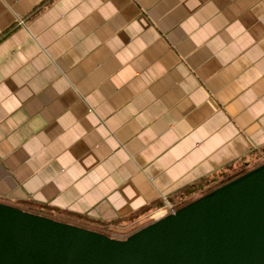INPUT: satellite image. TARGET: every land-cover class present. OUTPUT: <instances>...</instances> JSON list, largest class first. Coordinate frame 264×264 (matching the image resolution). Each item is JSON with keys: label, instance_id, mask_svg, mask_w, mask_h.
<instances>
[{"label": "crops", "instance_id": "crops-1", "mask_svg": "<svg viewBox=\"0 0 264 264\" xmlns=\"http://www.w3.org/2000/svg\"><path fill=\"white\" fill-rule=\"evenodd\" d=\"M263 151L264 0H0V202L132 233Z\"/></svg>", "mask_w": 264, "mask_h": 264}, {"label": "water", "instance_id": "water-1", "mask_svg": "<svg viewBox=\"0 0 264 264\" xmlns=\"http://www.w3.org/2000/svg\"><path fill=\"white\" fill-rule=\"evenodd\" d=\"M0 264H264V163L124 239L0 202Z\"/></svg>", "mask_w": 264, "mask_h": 264}, {"label": "trees", "instance_id": "trees-1", "mask_svg": "<svg viewBox=\"0 0 264 264\" xmlns=\"http://www.w3.org/2000/svg\"><path fill=\"white\" fill-rule=\"evenodd\" d=\"M257 156L259 159H262V161L260 163L256 162L255 165H253L252 167L247 166L249 163L248 164L247 163H245V164L240 163L236 166H230L229 168H227L221 172H218V173L213 174L211 176H208L206 178H202V179L198 180L197 182L183 188L182 190L177 192L173 197H170V201L173 203H181L183 201L182 203L184 205L185 202L188 200V198L190 196H193L194 194L195 195L198 194L197 197H201V196L211 192L212 190H214L218 186L223 185V184L231 181L232 179L246 173L247 171L263 164L264 163V159H263L264 158V151L261 152L260 154H258ZM257 156H256V159H257ZM197 197H195V198H197ZM151 209L152 208H150V207L144 208L140 212H138L136 214V216H133L130 219L131 220L137 219L140 216L148 213ZM25 210L33 212V213H37V214L41 213L45 216L54 218L51 214L43 213L41 210L38 211V210H35L34 208H30V209L25 208ZM58 215L60 216V214H58ZM54 219H56V218H54ZM57 220H59V219H57ZM60 221H62V220H60ZM128 223H129V220L127 219V220H123L121 222H118L116 224H119L120 226H122V225H126ZM80 226L85 227L84 225H80ZM85 228H88V227H85ZM94 230L102 232V227L94 229Z\"/></svg>", "mask_w": 264, "mask_h": 264}, {"label": "built area", "instance_id": "built-area-1", "mask_svg": "<svg viewBox=\"0 0 264 264\" xmlns=\"http://www.w3.org/2000/svg\"><path fill=\"white\" fill-rule=\"evenodd\" d=\"M19 23L20 24H24V20H20ZM182 202L181 203H173V202H171L169 200H166L165 201V204L163 206H161L157 210L158 213H157V216H156L155 219L161 218V217L166 216V215H168L170 213H175L178 208H180L181 206H183V203ZM39 214H41V213H39ZM109 228H112V229H102V230L107 235H109L111 237H114V238L124 239V238L127 237V232H124V231H121V230H117L113 226H109Z\"/></svg>", "mask_w": 264, "mask_h": 264}, {"label": "rangeland", "instance_id": "rangeland-1", "mask_svg": "<svg viewBox=\"0 0 264 264\" xmlns=\"http://www.w3.org/2000/svg\"><path fill=\"white\" fill-rule=\"evenodd\" d=\"M263 159H264V158H263ZM261 161H262V159H259V158L256 160V162H259V163H260ZM256 162H255V163H256ZM197 195H198V194H196V195L194 194L193 196H190V197L188 198V200L185 202V204H187V203H189V202L195 200V199H196L195 197H197ZM197 198H199V197H197ZM185 204H184V205H185ZM53 217L56 218V219H59V220L70 221L69 223H71V224H75V225H77V223H78V221L66 220V219L62 218V216H61V217H60V216H59V217H57V216H53ZM150 222H151V221H150ZM150 222H149V223H150ZM149 223H148V224H149ZM78 225H79V224H78ZM79 226H80V225H79ZM134 230H135V229H134ZM134 230H133V231H134ZM102 232L105 233L103 230H102ZM105 234H106V233H105ZM130 234H131V232H127V236H129Z\"/></svg>", "mask_w": 264, "mask_h": 264}]
</instances>
